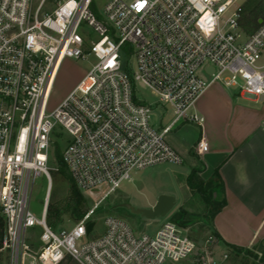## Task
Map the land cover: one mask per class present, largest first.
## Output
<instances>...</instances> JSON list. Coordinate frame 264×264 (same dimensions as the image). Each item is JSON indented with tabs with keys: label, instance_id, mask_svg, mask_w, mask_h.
I'll list each match as a JSON object with an SVG mask.
<instances>
[{
	"label": "built area",
	"instance_id": "2783aa9c",
	"mask_svg": "<svg viewBox=\"0 0 264 264\" xmlns=\"http://www.w3.org/2000/svg\"><path fill=\"white\" fill-rule=\"evenodd\" d=\"M248 1L0 0V231L10 264H225L227 253L214 255V235L198 251L170 220L146 233L108 215L101 235L88 238L96 223L86 229L135 171L183 161L165 134L180 122L202 126L192 109L211 84L264 102V17L249 25ZM67 58L94 62L49 110ZM159 105L173 112L161 130L153 118ZM62 132L71 179L102 196L71 228L54 230L47 203L38 217L28 197L40 175L51 186L50 152L60 148L53 137ZM195 148L208 150L204 137Z\"/></svg>",
	"mask_w": 264,
	"mask_h": 264
},
{
	"label": "rangeland",
	"instance_id": "374dc122",
	"mask_svg": "<svg viewBox=\"0 0 264 264\" xmlns=\"http://www.w3.org/2000/svg\"><path fill=\"white\" fill-rule=\"evenodd\" d=\"M101 1V0H100ZM251 3H258L259 16L264 17V0H251ZM122 60L125 56L121 54ZM94 62L93 58L65 59L57 74L54 87L51 93L49 110H53L73 89L80 78L91 68ZM229 89V88H228ZM231 91L233 89H230ZM139 95L143 96L148 102L154 103L157 98L150 90L141 89ZM242 104L252 106L256 109L262 108V103L243 100L238 98ZM154 122L158 129H162L168 125L173 119V112L170 108H164L159 105L154 110ZM190 124V126L188 125ZM194 126V127H192ZM199 127L193 123L180 122L173 127L165 135V140L170 145L173 137L179 138L182 143L187 144L191 148L192 142L196 138L197 129ZM53 140L59 145V150H63L69 140L67 132L57 133ZM56 149L54 147L50 152L49 166L51 167L52 184L49 187L47 179L44 175L38 176L29 188V208L38 217L41 216L43 207L47 203V221L49 219L54 225L49 226L54 230L71 228L75 225L80 217L74 214L72 207V195L70 191V183L64 174L59 170V162L56 158ZM182 157V155H181ZM181 163L163 162L152 166H148L133 173V180L123 182L121 187L105 198L96 209L93 220L96 223L95 230L88 237L89 239L101 235L104 231V218L108 215L117 216L126 220L136 232L154 233L162 223L173 221L184 227L189 235L193 237L198 245V251L204 250L210 243L207 242L208 237L212 234L211 220H206L207 216H211L212 209L217 208V202H208L203 193L187 183L190 165L195 164L191 155L182 157ZM200 176L194 175L192 181L198 186H202L207 193L211 192L210 185L201 183ZM79 191L84 196L82 210L84 213L90 209L102 194L99 191ZM162 194H170L176 197V205L165 217L155 219H147L140 214L131 212L124 205L126 203L134 208H150L158 200ZM218 197V195H217ZM39 230L37 231V233ZM213 252L216 256L227 253L225 264H264V246L262 243L255 244L250 249V253L242 252L239 255L234 254L224 247L214 236ZM0 264H10L7 250L2 246V233L0 231ZM60 264H78L76 261L66 258ZM169 264V262H165ZM176 264H188L186 261H180Z\"/></svg>",
	"mask_w": 264,
	"mask_h": 264
},
{
	"label": "crops",
	"instance_id": "0c3cea01",
	"mask_svg": "<svg viewBox=\"0 0 264 264\" xmlns=\"http://www.w3.org/2000/svg\"><path fill=\"white\" fill-rule=\"evenodd\" d=\"M238 98L260 102L262 108L242 104ZM192 111L204 121L202 126L195 124L199 128L191 148L175 137L170 146L182 157L193 156L195 164L188 174L197 169L204 181L217 179L221 184L214 197L225 204L212 218L211 230L237 246H264V102L214 83ZM201 137L208 150L199 153L195 146Z\"/></svg>",
	"mask_w": 264,
	"mask_h": 264
},
{
	"label": "trees",
	"instance_id": "16d2710c",
	"mask_svg": "<svg viewBox=\"0 0 264 264\" xmlns=\"http://www.w3.org/2000/svg\"><path fill=\"white\" fill-rule=\"evenodd\" d=\"M259 4L258 3H251V0L248 1L246 7H245V12H246V19H247V23L253 27L257 26V21L259 18H262L259 16ZM56 158L59 162V170L64 174V176L68 179L69 183H70V191H71V195H72V207H73V212L74 214H76L77 216H79L80 218L83 216L84 211L82 210V206L84 203V196L82 195V193L79 191V188L75 185V183L73 182V180L70 177V174L68 172V169L65 165V163L62 160L61 157V152L58 149H56ZM200 176L199 174V170L197 169H192L190 174L187 177V183L189 184V186L200 190L203 195L205 196V198L207 199L208 202H211L212 204H214L215 202L218 203V207L215 209H212L211 211V216H207L206 220H212V218L214 217V215L222 208V206L225 204V200L222 198H218V197H214V192H217L220 190L221 188V184L219 183V181L217 179L211 180V181H204L202 179V177H198L201 181L202 184L204 185H210L211 186V192L207 193V191L202 187V186H198L197 184H195L192 181L193 176ZM214 202V203H213ZM49 224L50 225H54V222L49 219ZM212 233L214 234V236L217 237L218 241L227 249H229L231 252H233L234 254L239 255L242 252H246V253H250V249L249 248H245V247H241V246H237L231 243H228L226 241H224L220 235L218 234V232L216 230H212Z\"/></svg>",
	"mask_w": 264,
	"mask_h": 264
},
{
	"label": "water",
	"instance_id": "95a60500",
	"mask_svg": "<svg viewBox=\"0 0 264 264\" xmlns=\"http://www.w3.org/2000/svg\"><path fill=\"white\" fill-rule=\"evenodd\" d=\"M262 19H259V23ZM176 205V197L170 194H162L159 196L157 202L150 208H134L132 205L126 203L124 206L131 210L135 214H140L147 219H155L159 217H165ZM95 225L92 221L87 225V234L89 235Z\"/></svg>",
	"mask_w": 264,
	"mask_h": 264
}]
</instances>
